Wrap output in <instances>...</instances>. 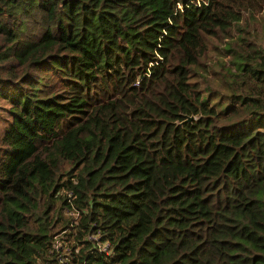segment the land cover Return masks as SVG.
Segmentation results:
<instances>
[{
    "label": "trees",
    "instance_id": "16d2710c",
    "mask_svg": "<svg viewBox=\"0 0 264 264\" xmlns=\"http://www.w3.org/2000/svg\"><path fill=\"white\" fill-rule=\"evenodd\" d=\"M0 264H264V0H0Z\"/></svg>",
    "mask_w": 264,
    "mask_h": 264
},
{
    "label": "water",
    "instance_id": "95a60500",
    "mask_svg": "<svg viewBox=\"0 0 264 264\" xmlns=\"http://www.w3.org/2000/svg\"><path fill=\"white\" fill-rule=\"evenodd\" d=\"M190 119V118H189ZM189 119H187V120H189Z\"/></svg>",
    "mask_w": 264,
    "mask_h": 264
},
{
    "label": "rangeland",
    "instance_id": "374dc122",
    "mask_svg": "<svg viewBox=\"0 0 264 264\" xmlns=\"http://www.w3.org/2000/svg\"><path fill=\"white\" fill-rule=\"evenodd\" d=\"M257 18H259V17H257Z\"/></svg>",
    "mask_w": 264,
    "mask_h": 264
}]
</instances>
